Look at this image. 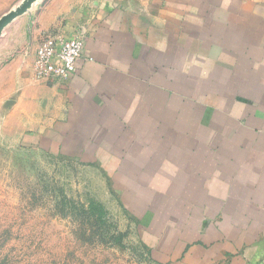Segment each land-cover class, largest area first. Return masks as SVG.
<instances>
[{
    "label": "crops",
    "instance_id": "crops-1",
    "mask_svg": "<svg viewBox=\"0 0 264 264\" xmlns=\"http://www.w3.org/2000/svg\"><path fill=\"white\" fill-rule=\"evenodd\" d=\"M146 2L49 6L32 34L20 18L7 27L0 71L27 139L93 153L117 181L132 168L164 264H264V0ZM67 10L56 36L84 32V54L67 79L38 83L35 51Z\"/></svg>",
    "mask_w": 264,
    "mask_h": 264
},
{
    "label": "rangeland",
    "instance_id": "rangeland-1",
    "mask_svg": "<svg viewBox=\"0 0 264 264\" xmlns=\"http://www.w3.org/2000/svg\"><path fill=\"white\" fill-rule=\"evenodd\" d=\"M22 1L14 0L0 20ZM111 1L119 3L109 10L113 14L136 11L134 2L147 3ZM88 2L94 10L105 0H31L0 36L19 18L29 21L32 34L47 22L40 17L49 6L57 12L60 6L71 10ZM68 10L52 25L50 36L61 35ZM76 34L85 39L84 32ZM7 58L0 57V68ZM7 74L0 71V264H164L152 247L147 184L129 183L139 179L132 168L119 169L120 180L127 182L117 181L115 169L99 167L93 153L54 148L50 139L44 142L35 133L27 139L19 87ZM41 121L46 126L51 118Z\"/></svg>",
    "mask_w": 264,
    "mask_h": 264
},
{
    "label": "built area",
    "instance_id": "built-area-1",
    "mask_svg": "<svg viewBox=\"0 0 264 264\" xmlns=\"http://www.w3.org/2000/svg\"><path fill=\"white\" fill-rule=\"evenodd\" d=\"M84 48L85 39L80 34L71 38L46 37L35 51L33 79L42 84H58L67 79L76 71Z\"/></svg>",
    "mask_w": 264,
    "mask_h": 264
},
{
    "label": "water",
    "instance_id": "water-1",
    "mask_svg": "<svg viewBox=\"0 0 264 264\" xmlns=\"http://www.w3.org/2000/svg\"><path fill=\"white\" fill-rule=\"evenodd\" d=\"M27 3L29 2L24 3L23 7L21 8L16 7L10 10L5 16H3V18L0 20V31L11 19H13L18 14H21L25 10Z\"/></svg>",
    "mask_w": 264,
    "mask_h": 264
},
{
    "label": "bare ground",
    "instance_id": "bare-ground-1",
    "mask_svg": "<svg viewBox=\"0 0 264 264\" xmlns=\"http://www.w3.org/2000/svg\"><path fill=\"white\" fill-rule=\"evenodd\" d=\"M29 1H31V0H23L22 3L20 4V6H18V8L23 7L24 3L29 2Z\"/></svg>",
    "mask_w": 264,
    "mask_h": 264
}]
</instances>
